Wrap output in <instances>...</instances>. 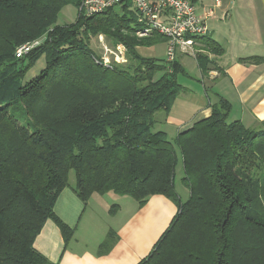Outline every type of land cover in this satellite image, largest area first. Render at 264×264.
Wrapping results in <instances>:
<instances>
[{"label":"trees","instance_id":"trees-1","mask_svg":"<svg viewBox=\"0 0 264 264\" xmlns=\"http://www.w3.org/2000/svg\"><path fill=\"white\" fill-rule=\"evenodd\" d=\"M81 1L0 0V264H56L33 243L47 219L65 246L70 240L72 230L53 210L66 187L84 204L106 192L139 205L162 194L176 204L169 226L137 264H264V121L258 129L228 122L230 104L217 95L208 117L169 140L154 130V118L184 90L177 75L185 71L176 59L168 64L136 51L165 37L136 35L129 0L91 15L79 11ZM67 5L77 8L76 18L60 24ZM99 34L122 44L132 64L97 56L90 41ZM37 39L15 57L20 45ZM198 40L195 59L206 76L216 67L209 55L223 48L208 34ZM40 59L43 67L28 79ZM178 156L189 192L184 201L174 183ZM114 241L108 234L98 252Z\"/></svg>","mask_w":264,"mask_h":264},{"label":"crops","instance_id":"crops-1","mask_svg":"<svg viewBox=\"0 0 264 264\" xmlns=\"http://www.w3.org/2000/svg\"><path fill=\"white\" fill-rule=\"evenodd\" d=\"M219 1L213 16L206 20L208 36L223 48L221 55H209L216 67L211 66L204 76L194 56L177 53L176 60L185 71L183 75L187 76L180 82L177 75L184 90L168 112L155 114L154 130L165 132L169 140L173 141L179 133L208 117L217 95L230 104L228 122L239 120L245 127L258 129L264 121V61L242 60L250 56L264 57V0ZM214 2L196 0L194 3L203 13ZM128 9L132 13L131 3ZM75 13L73 21L77 8ZM155 45L145 47L143 55L155 57L150 50ZM162 45L161 56L156 58H165L166 42ZM176 168L183 176L180 156ZM180 185L179 190L186 189L181 180ZM175 189L177 191L176 185ZM183 194H187L186 190ZM179 196L182 201L187 199V195ZM112 206L115 211L110 213ZM53 210L72 230V236L65 246L56 223L51 219L45 221L33 246L51 262L137 264L149 254L169 226L177 206L162 194L151 195L139 205L132 197L113 192L93 193L84 204L70 187H66L59 193ZM108 234L113 235L115 241L107 251L100 253V244Z\"/></svg>","mask_w":264,"mask_h":264},{"label":"built area","instance_id":"built-area-1","mask_svg":"<svg viewBox=\"0 0 264 264\" xmlns=\"http://www.w3.org/2000/svg\"><path fill=\"white\" fill-rule=\"evenodd\" d=\"M126 1L128 0H82L79 11L84 15L96 14L109 8L120 7ZM129 1L135 22L139 26L136 35L158 33L164 36L166 39L164 59L168 64L176 59L177 53L182 52L195 57L201 51L198 38L208 34L206 20L213 16L214 7L220 5V1L215 0L212 7L200 13L191 0ZM40 42L41 39H37L20 45L14 52L15 57L21 58ZM118 46L125 50L122 44ZM118 58L116 54V59ZM103 61L106 62L105 58Z\"/></svg>","mask_w":264,"mask_h":264},{"label":"rangeland","instance_id":"rangeland-1","mask_svg":"<svg viewBox=\"0 0 264 264\" xmlns=\"http://www.w3.org/2000/svg\"><path fill=\"white\" fill-rule=\"evenodd\" d=\"M75 7L72 5H67L60 13L59 17H58V23L60 24H67L69 23V21H73L74 16H75ZM100 36H102L100 38ZM138 36V35H137ZM150 35H139L138 37H149ZM166 42V40H165ZM119 43L117 44H113L110 42V40L104 36V35H97L96 37L92 38L90 41V47L91 49L94 51V53L97 56H103L102 59L105 58L107 64L112 63V64H117V66H121V67H125L126 65H130L132 64V60L130 59L129 56H127L126 50H123L121 47L118 46ZM157 44V43H156ZM155 45V44H153ZM148 45H141V46H137L136 47V51L139 55H141L142 57H148L143 55L145 50L144 48L147 47ZM152 46V45H150ZM148 46V47H150ZM200 46V45H199ZM162 43H159L157 45H155L154 47H152V53L155 57H149V58H156V57H160L161 56V51H162ZM144 50V52H143ZM166 51V49H165ZM116 54H118L119 58L116 59ZM122 59V60H120ZM120 60V61H118ZM44 65V61L43 59L38 60V62L36 63V65L29 71V73L27 74V78H32L35 75H37L40 72V69L43 67ZM179 76V81L181 82L182 80H186L185 75L183 74H178ZM193 79V78H192ZM160 114H162V111L159 112ZM18 118L21 121V123H24L25 120L27 119L25 114L21 111L18 110ZM179 154V153H178ZM181 176L182 173L179 171L178 168H176L175 170V177H174V183L176 185L177 191L180 195H187L188 197V189L186 188V192L187 194H183V191L185 190H179L181 189V185H180V180H181ZM69 183H73L74 182V172L70 171L69 173Z\"/></svg>","mask_w":264,"mask_h":264}]
</instances>
